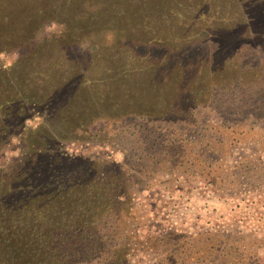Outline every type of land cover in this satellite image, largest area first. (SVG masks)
Wrapping results in <instances>:
<instances>
[{
  "label": "rangeland",
  "instance_id": "obj_1",
  "mask_svg": "<svg viewBox=\"0 0 264 264\" xmlns=\"http://www.w3.org/2000/svg\"><path fill=\"white\" fill-rule=\"evenodd\" d=\"M11 1L0 172L51 133L129 170V264H264V0Z\"/></svg>",
  "mask_w": 264,
  "mask_h": 264
},
{
  "label": "trees",
  "instance_id": "obj_2",
  "mask_svg": "<svg viewBox=\"0 0 264 264\" xmlns=\"http://www.w3.org/2000/svg\"><path fill=\"white\" fill-rule=\"evenodd\" d=\"M1 3L0 20L18 26V14L6 8L12 1ZM55 143L51 133L34 140L22 160L1 169L0 264H129L121 234L129 170Z\"/></svg>",
  "mask_w": 264,
  "mask_h": 264
}]
</instances>
